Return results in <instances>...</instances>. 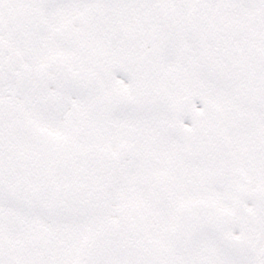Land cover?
I'll list each match as a JSON object with an SVG mask.
<instances>
[{"label": "snow or ice", "instance_id": "1", "mask_svg": "<svg viewBox=\"0 0 264 264\" xmlns=\"http://www.w3.org/2000/svg\"><path fill=\"white\" fill-rule=\"evenodd\" d=\"M0 264H264V0H0Z\"/></svg>", "mask_w": 264, "mask_h": 264}]
</instances>
